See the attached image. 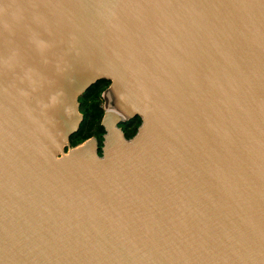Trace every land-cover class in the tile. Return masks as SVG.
<instances>
[{
  "label": "water",
  "instance_id": "water-1",
  "mask_svg": "<svg viewBox=\"0 0 264 264\" xmlns=\"http://www.w3.org/2000/svg\"><path fill=\"white\" fill-rule=\"evenodd\" d=\"M0 264H264V0H0Z\"/></svg>",
  "mask_w": 264,
  "mask_h": 264
},
{
  "label": "trees",
  "instance_id": "trees-1",
  "mask_svg": "<svg viewBox=\"0 0 264 264\" xmlns=\"http://www.w3.org/2000/svg\"><path fill=\"white\" fill-rule=\"evenodd\" d=\"M108 85L109 80L107 79L96 80L77 96V108L81 114V120L77 129L68 137L69 146H74L90 136L95 137L98 145H100L101 134L103 133V128L99 123L103 113L101 94ZM138 123V117H131L124 122V125L120 123L124 126L123 134L126 138L135 132Z\"/></svg>",
  "mask_w": 264,
  "mask_h": 264
},
{
  "label": "flooded vegetation",
  "instance_id": "flooded-vegetation-1",
  "mask_svg": "<svg viewBox=\"0 0 264 264\" xmlns=\"http://www.w3.org/2000/svg\"><path fill=\"white\" fill-rule=\"evenodd\" d=\"M108 91H110V89H108V88H106L103 92H102V94H101V98H102V100H104V96H103V94L105 93L106 94V92H108ZM109 107H112V106H109ZM126 120H128V119H126ZM126 120H124L123 122H121V124L123 123V125H124V122L126 121ZM121 124H118V126L121 128V130L123 131V125H121Z\"/></svg>",
  "mask_w": 264,
  "mask_h": 264
},
{
  "label": "rangeland",
  "instance_id": "rangeland-1",
  "mask_svg": "<svg viewBox=\"0 0 264 264\" xmlns=\"http://www.w3.org/2000/svg\"><path fill=\"white\" fill-rule=\"evenodd\" d=\"M103 96H104V100H102L101 105H102L103 109H106V108H108L109 106H104V104H105V93L103 94ZM111 108H113V107H111Z\"/></svg>",
  "mask_w": 264,
  "mask_h": 264
}]
</instances>
